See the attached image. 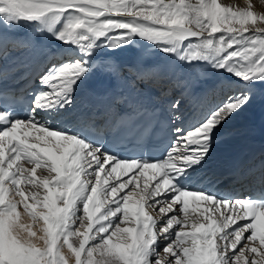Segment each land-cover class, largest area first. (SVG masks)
<instances>
[{
  "label": "snow or ice",
  "instance_id": "6c2138e0",
  "mask_svg": "<svg viewBox=\"0 0 264 264\" xmlns=\"http://www.w3.org/2000/svg\"><path fill=\"white\" fill-rule=\"evenodd\" d=\"M0 25L38 26L66 49L41 70L24 117L0 100V264H264V197L189 183L215 133L264 84V11L251 0H0ZM136 38L244 85L193 128H176L160 160L123 158L94 134L56 123L95 51Z\"/></svg>",
  "mask_w": 264,
  "mask_h": 264
},
{
  "label": "bare ground",
  "instance_id": "6f19581e",
  "mask_svg": "<svg viewBox=\"0 0 264 264\" xmlns=\"http://www.w3.org/2000/svg\"><path fill=\"white\" fill-rule=\"evenodd\" d=\"M251 2L255 10L264 9V1ZM224 3L244 7L247 0ZM138 41L115 50L98 48L91 57L93 70L77 88L72 108L56 123L82 130L101 124L105 130L98 139L108 145L121 112L160 108L175 139L176 128H193L228 95L244 86L208 62L181 60L147 41ZM0 43V91L12 89L29 101L41 87L37 74L53 54L59 61L66 53L60 42L38 26L0 25ZM176 101L179 106L173 109L171 105ZM37 118L51 119L43 114ZM189 183L194 190L238 199L264 191V84H257L251 103L215 133L207 159Z\"/></svg>",
  "mask_w": 264,
  "mask_h": 264
},
{
  "label": "rangeland",
  "instance_id": "374dc122",
  "mask_svg": "<svg viewBox=\"0 0 264 264\" xmlns=\"http://www.w3.org/2000/svg\"><path fill=\"white\" fill-rule=\"evenodd\" d=\"M262 1H264V0H262ZM221 2L222 3H224V0H221ZM256 11H264V9H258V10H256ZM27 29L26 28H24V31H26ZM136 40H139L138 42H141V41H145V40H143V39H141V38H136ZM150 43V42H149ZM185 43H187V42H185ZM150 45H154V44H152V43H150ZM6 52H9V50H7ZM46 66H44V68H45ZM43 69V68H42ZM41 72V71H40ZM40 72L37 74L38 76H39V74H40ZM154 215H156L157 213H153ZM25 220H27V217H25ZM247 235V234H246ZM65 251H67V249H65Z\"/></svg>",
  "mask_w": 264,
  "mask_h": 264
}]
</instances>
